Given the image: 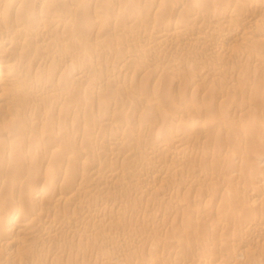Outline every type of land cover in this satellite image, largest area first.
Segmentation results:
<instances>
[{
  "label": "bare ground",
  "instance_id": "6f19581e",
  "mask_svg": "<svg viewBox=\"0 0 264 264\" xmlns=\"http://www.w3.org/2000/svg\"><path fill=\"white\" fill-rule=\"evenodd\" d=\"M96 1L100 2V0ZM251 1L250 5L245 3L249 6V9H259L260 6L262 7L264 4V0ZM90 3H92V0ZM88 4L89 3H87L86 0H0V119L3 120L0 127L3 130H0L2 131L1 134L3 133L6 137L11 135L9 132L10 128H18L25 132V136L23 138L21 137L19 147L14 144L0 146V264H28V260H31L30 264H54V261H58L63 255H67L68 250L72 249L71 246L74 244L84 242L90 244L94 241L96 242L97 238L101 240V238L106 235V226L108 228L109 226L113 227L110 224L111 221H113V223H115L114 221H117L116 223L119 225V228L120 226L122 227V225L124 226L125 223H123L122 220H124L126 216L128 217V214L126 215V209H129L124 207L126 209L123 210L122 206L119 208V204L121 205L119 199L122 200L124 197L134 199L138 197L140 198L138 201L143 199L145 201L146 196L154 195L157 197H154L157 199L156 202L160 201L161 203L168 199H174L175 192L177 191L174 190L175 192H172L166 186H162L163 182L159 188L157 186L160 185H156L155 182L162 179L165 180L166 177H168L167 180H169L170 177L172 179L179 174L185 175L187 169L185 168L186 165L184 166V162L187 161V159H190L195 153L198 155L199 153L202 154L203 151H189V148L181 147L180 145L184 144L188 140V135L193 132H198L203 136L204 134H208L209 130L210 132L212 130L210 129L212 124L208 121L209 117L205 118L201 115H192L185 118V114H183L184 112L182 114H180V112L177 115L174 113V123H178L176 125H179L180 127H176L180 128L181 130H179L181 132L178 130L180 133L177 132L179 134L176 137V134H173L175 137L174 139H171L173 137L169 138L168 136L167 139H171L170 143L172 145H166L167 143L163 145L161 143V136L158 134V136L156 135L153 139L147 135L146 137L151 140H146V145H149L150 147L152 146V148H149L150 150H146V148L145 150L144 148L141 150L132 145L134 140L133 142H130L127 131L118 126V123L116 124V122L112 121V117L108 118L107 115L103 117H91V111H93L95 107L89 104V102H84L83 99H81L83 96L82 94L79 95L77 92L73 93L72 89L71 91H65L62 88L65 92H62L63 90L59 91L61 90L60 87L65 85L66 80L73 77L78 83H87V93L89 95L94 96L96 94V96H99L105 93L106 84L114 85L115 81L118 83V80L121 81L120 79L124 74L120 73L122 74L120 75L121 78L118 74L116 75L114 73H109L105 77L102 75L103 79L101 81H99L100 79H98V81H92V79L90 80L88 78L87 72L91 69H95L96 71H99V73L102 72L103 68L99 66L97 57L105 54L106 50L104 47L110 43L108 41L109 36L106 37L107 35H104L106 32L102 30L104 24L103 20L100 18L103 17H100L99 19L95 18V21L91 25L92 27H90H97V29H100V33H103L102 35H97L94 55L86 57L84 59L85 61H81L82 63H80L79 58L76 61L75 58L78 53L75 51V48L78 47L77 45H79L82 40L80 35H77V32L82 29V27H79L75 16L81 10L85 11L84 8L88 6ZM151 5L153 4L151 3ZM228 5L229 4L227 3L224 7L220 6L221 8L219 10H223L224 12H222V14L230 20H227L228 22L225 20L226 23L223 24H216L215 18L217 16H212V12L208 15H203V12L206 10L202 12L198 3L189 10L187 9V6L186 8L181 3L178 4L176 6L178 12L184 10L188 12L190 16L188 17L190 18L188 20L190 27L189 25H186L188 22L184 23L185 20L181 21V19L177 18V20L169 22L155 23L154 30L150 33L147 32L148 34L136 33V35L131 37L128 36L133 41L137 40L145 42V48L144 50H141L142 48L140 49V47L129 46L126 48V54H124L123 58L121 57V60L115 59L117 61L114 62V65L118 64V62L119 64L125 65L131 60L134 63L137 61L138 63L148 62L152 57L157 58L161 54L164 55V53L175 54V56L176 54H179L180 57L181 55L190 56L189 54L192 55V53L196 52L198 49L200 50V48L202 49V47L206 48V52H204L205 56H211L214 58L228 56L241 60L244 59L249 45H253H251L250 42L253 43L254 41H258V43H264V35L258 32V28L264 25V17L258 20L248 16L243 17L241 15L242 13L240 14L241 11H237V6L239 5L238 1L237 3H231L230 6ZM211 7L206 8L210 9ZM239 7L241 8V4ZM161 8L159 11L162 10ZM171 9L172 8H170V10ZM120 15L121 13L116 14L111 21L110 19L109 21L118 22ZM209 15L211 17L206 18ZM106 26H108V24ZM192 26L200 27L201 31L197 33H194L192 29V31H190ZM108 29V33L110 31L112 32L110 27ZM258 43L256 42V44ZM182 44L184 45L181 46ZM115 46L112 48L114 51L122 49L119 44ZM177 46L180 48H177ZM236 46L239 47L238 49L241 53L237 50H232V47L234 48ZM194 55L196 56V54ZM197 57L198 56L193 59L195 60ZM245 59H247V57ZM162 61H165V59L160 60L158 63L160 64ZM259 61L264 63V59ZM164 63L165 62H163V64ZM147 64L148 63H146V66ZM138 66L141 67L140 65ZM115 67H117V65ZM147 67H149V65ZM172 67H175L174 69L178 68L174 65ZM218 69L211 70L210 68L206 70L207 76H214L218 72L222 73V69L220 71ZM169 72H167V74H169ZM131 75L127 72V74L123 76L124 80L122 81H130V79H132ZM133 76L135 77V75ZM50 78H56L58 83H52ZM134 79L135 78L132 80ZM197 81L199 80L197 79ZM193 82L196 81L194 80ZM168 94L167 91L164 93L165 96ZM223 95L225 96V94ZM144 97L146 98V96H142V94L137 95L136 93L133 100L137 101L136 103H141L143 101L147 102L149 99L145 100ZM117 101L108 99L106 101L107 106L103 107L105 108L104 111H119L121 107L118 104L119 101ZM151 101L157 102L152 99ZM152 102L150 103L153 104L154 102ZM104 104L101 106H104ZM243 110L241 109L239 112H242L241 114H246ZM62 112L71 116L74 123L82 125V129L75 131L72 126H67L60 118L57 124H55L56 120L54 119V115H59L60 117ZM145 124V121L142 122L141 120L136 125L140 130L146 128L147 125L145 126ZM256 125H261V129L264 130V118H262V116L250 115L247 118V122L245 124H239L237 128L240 133L244 134V136H248ZM7 127L10 128L7 129ZM52 127L55 128L53 129ZM93 127H97L99 131L95 133ZM47 129L53 130L48 133L49 131ZM133 129L132 125L131 130L133 131ZM128 130H130V128ZM136 130L138 129L135 128V131ZM133 134L136 135L135 132ZM138 134L135 136L136 140L146 142V138H141ZM141 135L143 136V134ZM44 138H49L52 143L50 142L51 144L48 146L46 145V147H44L45 144L42 146L43 144L41 145L40 141ZM137 141H135V145L138 143L141 145V142ZM150 142L156 146L153 147V145H150ZM142 145L141 147H143ZM91 152L94 154L96 153L99 158L103 159V161L99 158L97 161L94 157L93 161L95 163L90 161L91 158L89 156ZM138 153L142 155V159L136 161L137 156H139ZM160 154H167L171 159L177 161V164L158 165L161 162H157V164L155 161ZM216 156L217 154L213 149V152L210 151L203 157L209 159L216 158ZM88 157V162L90 164H86L85 162ZM229 158L226 159L229 161ZM82 159H85V166L82 165L84 164L82 163ZM121 160L125 163L127 162V166L129 163H135V165H137L126 169L127 166L125 165V167ZM234 160L237 161L236 164L239 163L240 165L244 162L242 156H238L236 159L234 158ZM256 160L261 169V173L258 172L260 177V180L258 181L260 182V185L258 184V189L260 188L264 190V171H262L264 169V154L258 155ZM118 161H120V163ZM80 163L82 166H80ZM155 163L157 165H155ZM42 171V181L34 188H31L34 182L37 183L35 179L37 178V175L42 173ZM205 172L203 170V173L202 171L201 174L199 173L204 184L208 180L213 181L215 177L212 176L213 174L211 175ZM191 174L189 175L192 176ZM233 176L236 175L234 174ZM133 177L136 178L137 181H135ZM239 177H241V175H239ZM181 179H184V177ZM172 180L175 181L177 179L175 178ZM181 181L183 183L181 182L179 189L182 188L187 189V191H192V189L197 190L202 187L200 186L202 182L200 183V180L197 181L196 176L195 180L186 179L185 182L183 180ZM176 182H174V185L179 184ZM168 183H170V180ZM248 184L250 185V183H247V185ZM168 185L170 187V184ZM111 186H116V188L119 187L121 190H124L125 193L123 194L125 195H117L116 191V194L114 195V190L111 192ZM177 186L178 185L174 187L176 188ZM120 189L116 190H119L120 192ZM258 189H254V192H252L253 194H250H252L253 199L251 206L254 207L257 205L259 208V206L262 207L259 203L264 201V192L260 190V193L258 192ZM203 190L200 189L197 193H200ZM179 191L180 190H178V192ZM205 191L206 193H210V189L209 191L208 189ZM159 196H161V198H159ZM154 198L152 200L153 202ZM158 198L160 200H158ZM180 198L179 200H181ZM93 199L98 200V203H93ZM152 201L150 200L149 202ZM160 202L156 205H160ZM111 203L112 205H110ZM184 203L186 204L188 202L184 201ZM169 204L170 203H168V206L166 204L167 208H169ZM263 204L264 202L262 205ZM182 205V202H178L176 206L182 208ZM251 206L250 208L252 209L253 207ZM171 207L173 211L177 208L174 206ZM185 207L187 208V206ZM167 208L164 209L167 210ZM164 209L161 211L162 213L164 212ZM172 209L170 210L172 211ZM197 211L199 212H197V215H199L202 210ZM169 213L170 211H168V214ZM146 214L147 213H144V217ZM160 214L155 212L152 216L149 214L151 216L150 222H156L163 216ZM205 214H208V212L204 213V215ZM164 215L166 216V214ZM150 216H148V218H150ZM22 217L25 219L22 220ZM137 218L140 220L139 216ZM147 220L146 223L148 224ZM143 222H145V218ZM158 223L160 224L161 221ZM253 223L255 224L254 226L252 225ZM253 223H251L249 230H247L248 233L250 235L252 233L257 235H252L253 238L261 236V234L264 233V219L261 217L256 219V222L254 221ZM154 224L157 225V223ZM132 236L133 237L126 236L127 238H120L118 239V242L123 246H128L131 242H142V238L140 240V237ZM247 236L245 238H247ZM231 240H233V238ZM108 242L110 243V241ZM115 242H117V240ZM177 242L175 241V243ZM109 243L108 245H110ZM178 244V248H180V243ZM178 244H176V246ZM233 251L232 257L236 260H240L242 257L244 258L245 255L247 256V253L250 254V251L252 252L251 248L250 251L246 249ZM66 252L67 254H65ZM112 254L107 257H104L103 255V259L102 257L100 258L104 260L102 263L107 261L112 264H123L121 259H119V256H121L120 252ZM169 258L170 257H168L167 260H169ZM97 260L98 259H96V261Z\"/></svg>",
  "mask_w": 264,
  "mask_h": 264
},
{
  "label": "rangeland",
  "instance_id": "374dc122",
  "mask_svg": "<svg viewBox=\"0 0 264 264\" xmlns=\"http://www.w3.org/2000/svg\"><path fill=\"white\" fill-rule=\"evenodd\" d=\"M86 1L89 4L84 8L85 11L81 10L75 16V19L79 24V27L80 26L82 27V29H80L77 32L78 33L77 35H80L82 40L80 44L77 45L78 47L75 48V51L78 53L75 58L76 61L79 58L80 63H82L83 61H85L84 59L86 57L94 55V50H95L94 48H96L95 47L96 38L99 35H102L103 33L101 34L100 29H97V27L96 28H90V27H92L91 25L95 21L94 20L95 18L99 19L100 17H103L100 18L101 20H103V24H104L103 26L104 28H102V30L106 32V34L104 33V35H107L106 37L109 36L108 41L110 43H108V45L104 47L107 53L105 52L104 55H100L97 57L99 66L103 68L102 72L99 73V71H96L95 69H91L90 71L87 72L88 78L90 80L92 79V81H98V79H100L99 81H101L103 79L102 75H104L103 77H105L109 73L112 74L114 73L116 75L118 74L119 76L122 75L123 73L124 74L122 75V78L120 76L121 81L118 80V83H116L117 81H115L114 85L106 84L108 85L106 86L104 83L105 88L107 90L105 89V93L99 96L98 95L96 96V94L94 96L89 95L87 93L88 91L87 83L86 84L78 83L74 80L73 77L68 78L66 80L65 85L61 86L60 87L61 90L59 91H62L63 89L65 91L66 90L71 91L72 89L73 93L77 92L79 95L82 94L83 96L81 99H83L84 102L85 101L87 103L89 102V104L95 107V109L91 111V117H97V116L103 117L106 115L108 116V118L112 117L111 118L113 119L112 121L116 122V124L118 123V126L124 128L127 131V134H129L128 137L130 139V142H133L134 140L132 145L140 148L141 150H143V148L144 150L145 148L146 150L147 149L150 150L149 148H152V146L150 147L149 145H146L147 144L146 140H149V138L146 137L147 135L148 137L150 138L152 137L153 139L158 134L159 136H161V141H162L161 143L163 145H165V143H167L166 145H170V146L172 145L170 143L171 139H174L181 132L180 131L181 129L176 127L179 126L176 125L178 123L176 124L174 123L173 120L174 119L173 117L175 116L174 113H176L177 115L180 112H181L180 114L184 112L183 114H185L184 115L185 118L192 115H201L205 118L209 117L208 121L210 124H212L210 127V129H212L211 132L209 130L208 134H204L203 136L198 132L197 133L193 132L192 134L188 135V140L180 146L189 148L188 149L189 151H197V150L198 152L203 151L204 155H207V153H209L210 151L213 152L214 149L217 156L216 158L206 159L203 157L204 156L203 152L202 154L199 153L198 155L195 153L194 155H192L190 159H187V161L184 162V166L185 165L187 166V167L185 166V168L187 169L185 175L182 174L177 175L178 178L176 176L175 178L177 180L175 181L172 180L175 178L171 179L170 177L169 178L170 183H168L169 181L167 180L168 177H166L165 180L162 179L155 182L156 185H160L157 186L159 188L161 187V183L163 182L162 186H166L172 192L174 190L177 192L178 190H180L177 195H176L177 192L174 191L175 192L174 199L172 200L168 199L171 202L174 200L172 202L173 205L168 200H165V202L162 201L163 204L160 201L156 202L157 197L154 195H149L150 197L146 196L145 201L144 199L138 201L140 200V198L138 197H136L135 199L130 197H127L128 199L126 197L122 198V200L119 199V202L121 203V205L119 204V208L120 206L123 207L122 208L123 210L129 208L126 209L127 211L125 210L127 212L126 215L128 214V217L126 216L125 217L126 220L125 218L124 220H122L123 223H125L124 226L122 225V227L120 226L119 228V225L116 223L117 221H114L115 223L111 221L110 224L113 227L109 226L110 228L109 229L106 226L107 231L105 232L106 235H104L105 239L104 237L101 238V240L97 238L96 242L95 241L92 243L89 242L90 244H87V242L74 244L73 245L74 247L70 245L71 248L74 250L72 249L68 250V254L66 252L65 254L67 255H63L61 259H59L58 261H54V264L55 262L56 264H112L107 261L105 263H102V261L104 262V260H102L103 255L104 257H107L108 255L110 256L112 253L116 254L119 252L121 253L119 259H121V262L123 264H198V263L199 264H235V263L264 264V238H263L264 233L261 234V236L254 237L255 238L254 239L253 236H257V235L255 233L254 234L252 233L250 235L247 231L249 230L251 223H253L254 221L256 222V219H259L261 217L262 219H264L263 218L264 204L262 205L264 201L261 200L263 202L259 203V205H261L262 207H260L259 205H258L259 208L257 207V205L254 207L251 206V203L253 201L252 192H254V189L257 190L258 186L260 185L259 184L260 182H258L260 180L258 172L261 173L260 171L261 169L256 159L258 155L264 154V130L261 129V125H256L251 130L252 131L251 134H249L248 136H244V134L240 133L237 128L239 124H245L247 122V118L250 115H256L259 117L262 116V118H264V63L262 62L263 60L259 61L261 59H264V43H261L260 41H259L260 43L256 41L258 44H256L255 41H254L255 43L250 42V44L253 45L252 46L249 45V48L250 47L251 48L247 49L248 50L246 51L247 53L245 52L246 53L245 58L247 57V59L244 58L242 60L231 58L228 56L215 57V58L211 56H205L204 52H206V48L202 47L203 50L200 48V50L199 49L196 50V52L192 53V55L189 54L190 56L181 55L180 57L179 54H176L175 56V54L164 53V55L161 54L162 56L159 55L160 57L159 56L157 57L158 60L157 58L152 57L153 59L152 58L151 59L153 61L149 59L148 62L138 63V61L136 62L134 60L136 62L134 63L131 60L125 65L119 64V62H118L119 65L116 64L117 67H115L116 65H114L115 61H117L118 59L121 60L124 57V54H126L125 50L129 46L132 45L137 48L140 47V49L142 48L141 50H144L145 42H140L137 40L133 41L131 40V38H129L133 35H136V33L148 34L154 30L155 28L154 26L156 25L155 23L169 22L172 20H177V18L181 19V21L185 20L184 23L188 22L186 23V25H189L188 20L190 18L188 17L190 16L188 12H186L185 10L182 12L180 11L178 12V10L176 9V6L180 3L185 7L187 6L188 8L187 7L186 8L188 10L198 3V6L202 9V12L206 10L205 12H203V15H208L209 13L212 12L211 14L212 16L214 15L217 16L215 18L216 24H223L230 20V19L228 20V17L222 14V12H224L223 10H219L221 7L226 6L227 3L229 4L228 6H230L231 3L233 2L237 3L238 1L239 5L237 6L238 7L237 11L240 10L241 11L240 14L242 13L241 15L243 17L248 16L256 20L264 17V4L262 7L260 6L259 9L250 8L251 9L250 10L248 5L251 4L252 2L251 0H236V1L235 0H201V1L199 0L200 2L198 0H148L150 2H148L147 0L146 1L145 0H100V2L96 0H92V3H90L91 0H86ZM151 3L153 5H151ZM245 3H247L248 5ZM240 4L242 9L239 7ZM206 7L207 8L211 7V8L207 9ZM160 8L162 10L159 11ZM170 8L172 9L170 10ZM213 11L215 14L213 13ZM118 13H121L118 22L117 21L110 22L111 19ZM221 14L223 17L221 16ZM208 17L211 16L209 15L206 18ZM104 21L106 24L104 23ZM85 24L87 27L85 26ZM107 24L108 26H106ZM109 27L110 30L112 29V32L110 31L108 33ZM191 29L193 30L194 33L201 31L200 27L198 26H192L190 28V31H192ZM258 32L264 35V25L258 28ZM118 44L121 46L122 49L120 48L121 50L114 51L112 48ZM183 45L184 44H182L181 46ZM179 46H177V48H180ZM238 48L239 47L237 46L234 48L232 47V50L233 51L237 50L239 53H241ZM194 54L198 56L197 57L198 59L196 58L197 60L193 59L196 57ZM161 57L162 58L166 57L167 59L166 58L162 59ZM164 59L165 61H162V63L160 64L158 63L160 60H164ZM163 62L165 63L163 64ZM146 63H148L147 66L149 65V67L146 66ZM151 63L154 65H152ZM138 65H140L141 67H139ZM173 65L178 68L174 69L175 67H172ZM144 66L147 68H145ZM210 68L211 70L218 69L219 71L222 69L221 70L222 73L218 72L216 73V75H214L215 77L209 76L210 77L209 78L206 74V70ZM172 69L175 71H173ZM127 72L129 75L131 74L135 75V77L131 75L132 79L133 78L135 79L134 80L130 79V81L127 80V82L122 81L124 80L123 76L127 74ZM167 72H169V74H167ZM155 75H157L159 78ZM197 79L199 81H197ZM194 80L196 82H193ZM50 81H52V83L54 82L55 84L58 83L56 78H50ZM64 90L62 92H65ZM166 91L169 93L168 95H166L167 97L164 95ZM136 93L137 95L142 94V96H146V98L144 97L145 100L149 99L150 101L148 100L147 102L143 101L141 103H136L137 101L133 100L134 99L133 97L134 95H136ZM223 94H225V96ZM108 99L119 101L118 104L120 105L121 108L119 109V111L118 110L116 111L117 113L113 110L112 111L107 110L108 112L104 111L105 108L103 107L107 106L106 101ZM151 99L156 100L157 102L153 101L154 102L153 103ZM150 102H152L155 106ZM103 104L104 106H101ZM200 109H203L204 111ZM241 109L242 110L244 109L243 111L246 114H241L242 112L241 113L239 112L241 111ZM103 111L105 112V114ZM59 118L61 119L62 122L64 121L67 126L69 125L72 126L75 131H79L82 129V125L74 123L71 116L65 114L64 112H62L60 117L59 115H54V119L56 120L55 124H57ZM139 120L140 121L142 120V122L145 121L146 123L145 126L147 125L145 129L139 130V128L136 125L138 122H140ZM1 123H3L2 119H0V127H1ZM132 125L134 128L133 131L131 130ZM8 128L10 127H7V129ZM93 128L95 130V133L99 131L97 127H93ZM129 128L130 130H128ZM135 128L138 130L135 131ZM53 129H47L49 131L48 133H50ZM1 130H0V142H1L0 146H9L12 144L18 147L20 146L19 144L21 137L23 138L25 136L24 134L25 132L23 130L18 128L17 129L10 128L9 132L11 135L7 137L3 133L1 134L2 132ZM134 132L136 135L139 133L140 135L138 134V136H140L141 138L143 137L146 138L145 139L146 142L137 141L135 138L136 135L133 134ZM141 134H143V136ZM173 134H176L175 137ZM198 134L200 137L198 136ZM168 136L169 138L170 137L173 138L169 139L170 140L169 141L167 139ZM164 137H165V141H164ZM135 141L141 142V145L143 143L142 145L143 147H141L139 143L135 145L136 143ZM50 142L51 140H49V138H44L43 140L40 141V144L41 145L43 144L42 146H44L45 144L44 147H46V145L48 146L49 144L52 143ZM150 145H153V147L156 146L151 142ZM93 154H94L93 152L90 153L89 156L91 158L90 161H92L93 163H95L93 161L94 159H96L97 161L99 159L103 161V159L99 158L96 153L94 155ZM138 155L140 157L137 156L136 161L142 159V155L139 153ZM161 155L162 154H160L155 161L156 163L161 162L160 164L157 163L158 165L163 166L166 164L167 165L177 164V161L171 159V157L168 156L167 154L162 156ZM238 156L239 157L242 156V158H244V162L242 165H240L239 163L236 164L237 161L234 160V158L236 159V157ZM89 157L86 160L85 159H82L83 161L81 160L82 163H84L82 164L83 166H85V162L86 164H90L88 162ZM226 158L227 159L229 158V161ZM118 162L120 163V161ZM121 162L122 164H124V166L125 165L127 166L128 164L127 162L125 163L122 160ZM156 163L155 165H157ZM82 165L80 163V166ZM136 165L135 163H129L128 165L129 167L128 166L125 167L126 169L127 168L129 169L131 167H135ZM194 169L197 170L195 171ZM200 170L202 171V173L204 170V172L206 171L205 173H209L211 175L213 174L212 176H215L214 177L215 180L213 179V181L204 180L206 181L205 184L207 187L202 181L203 179L200 176L201 174ZM262 171H264V169ZM197 173L199 176L197 175ZM189 174H191L192 176H190ZM234 174L238 176L237 177L233 176ZM180 175L184 177L185 180L186 179L195 180V176H196V180L197 181L200 180L199 181L200 183L202 182L201 183L202 185L200 184V186H202L200 189L203 190L206 187L205 190L208 189L209 191L210 189V193L207 192L208 193L207 194L205 190H203L205 194L203 191L197 193L200 189L197 190L192 189V191L189 190L190 192L187 191V189H182V188L179 189V185L182 182L181 180L185 182L184 179H181L182 177ZM239 175H241V177H239ZM232 176L235 178H233ZM42 179H43V171L41 174L37 175V178L35 179L37 183L34 182L31 188H34L38 183L42 181ZM133 179L137 181L136 178L133 177ZM173 181L174 182L177 181L179 183L176 184L178 185L176 188L174 187L176 185H174ZM247 183H250V185L248 184L249 185L248 186ZM166 184L167 185L170 184V187L169 185L167 186ZM250 188L252 189V191ZM116 189H120V188L119 187L116 188V186H111V192L112 190H114V195L116 194V192L117 195L125 193L124 190L120 189L119 192V190L117 191ZM260 190L264 192V190L260 188L258 189V192L261 193ZM178 196L179 198L181 197L180 198L181 200H179ZM148 197L150 198L151 201L153 200L154 197L156 198H154V202L153 201L149 202L150 200ZM159 198H161V196H159ZM159 198L158 200H160ZM97 201L98 200L95 199L92 200L93 203H98ZM184 201L188 203L185 204ZM159 202L160 205H156L159 204ZM178 202H182L183 204L182 208L181 207L178 208L176 206ZM168 203H170L169 208L166 207V204L168 206ZM110 205H112V203ZM184 205L187 206L188 209ZM171 206L177 207L179 210L175 208L173 211ZM250 206L253 208L251 209ZM164 208H167V210L170 211V213L168 214V211L165 210ZM163 209L164 212L166 211L167 213L166 212L162 213L161 211ZM170 209H172V211ZM197 210L200 211L202 210L199 215H197L199 213ZM154 212L158 214H160L161 212L160 215L161 216L163 215L157 220L158 222L161 221L160 224L157 221L150 222L151 216L152 214H154ZM206 212H208V214L204 215V213ZM144 213H147L146 214L147 217L146 216L144 217ZM164 214H166V216ZM138 216L140 220L137 218ZM148 216H150V218H148ZM144 218H145V222H143ZM21 219L23 220L25 218L22 217ZM146 220L148 221L149 225L146 223ZM154 223H157V225H155ZM252 225L254 226L255 224L253 223ZM244 232L247 234H245ZM132 235H134V237L135 236L140 237V240L142 238L141 240L142 242L141 243L131 242L128 246L127 245L123 246L120 244V242H118V239L127 238L126 236L133 237ZM246 236L247 238H245ZM232 238L233 240H231ZM116 240L117 242H115ZM108 241H110V243ZM175 241L178 242L175 243ZM108 243L110 245H108ZM178 243H180V248H178L179 246ZM176 244L178 245L176 246ZM250 248L252 252L250 251ZM238 249L249 250L250 254L247 253V256L245 255L246 257L244 256V258L242 257L240 260L233 259L232 257L233 255L232 253L234 252L233 250L238 251ZM75 253L78 254L76 255ZM73 257L75 259L76 258L78 259L75 260ZM101 257L102 259H100ZM168 257H170L169 258L170 261L167 260ZM96 259H98L99 262L98 260L96 261ZM28 262L27 263L30 264L31 260H28Z\"/></svg>",
  "mask_w": 264,
  "mask_h": 264
}]
</instances>
